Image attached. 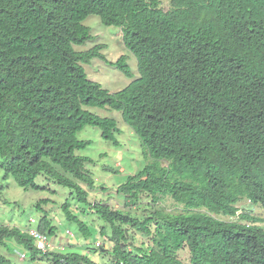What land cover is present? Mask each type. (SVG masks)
<instances>
[{"label": "trees", "instance_id": "obj_1", "mask_svg": "<svg viewBox=\"0 0 264 264\" xmlns=\"http://www.w3.org/2000/svg\"><path fill=\"white\" fill-rule=\"evenodd\" d=\"M89 15L118 27L136 59L137 76L119 90L85 72L93 58L108 62L103 43L74 48L92 38ZM109 63L131 77L124 55ZM90 107L118 112L148 159L116 186L121 207L89 199L91 159L76 153L89 140L77 133L96 126L117 144L121 132ZM0 166L22 188H39V174L67 188L65 220L102 237L103 264H264V216L238 206L264 212V0H168L167 9L161 0H0ZM36 227L55 232L46 211ZM6 240L47 264H101L41 251L25 230L0 225L8 252ZM0 264H13L1 250Z\"/></svg>", "mask_w": 264, "mask_h": 264}, {"label": "rangeland", "instance_id": "obj_2", "mask_svg": "<svg viewBox=\"0 0 264 264\" xmlns=\"http://www.w3.org/2000/svg\"><path fill=\"white\" fill-rule=\"evenodd\" d=\"M161 6L167 9L168 0H161ZM83 24L89 27L92 38L81 45H75L74 48L83 50L95 43H103L104 48L101 52L108 61L93 58L90 62L83 64L87 77L98 82L108 91L121 89L133 77L137 76V66L135 57L122 43L119 28L114 25L102 24L96 15L87 16ZM120 55L126 57L131 77L124 75L114 64L109 63L114 62ZM89 110L100 116L115 118L121 130L120 133L115 135L118 140L117 144L103 139L96 126L87 125L77 133L78 138L89 140L85 148L76 151V153L91 159L85 166L95 179L93 189L86 187L89 190V199H99L114 207H121L123 196L116 193V186L123 182L128 174L141 168L148 162V159L145 156L143 146L139 144L138 138L120 119L118 112L107 107H90ZM3 174V168L0 166V225L16 226L21 230H26L29 226H34V224L29 223L30 218L38 221L42 211H46L55 229L54 234L48 235L49 247L47 250L57 252L75 251L86 254L101 264L106 262L111 254L107 253L106 255L107 251L104 252L100 248H94L96 238L102 242V237L94 232L88 237H84L77 233L76 226L73 223L65 220L60 204L69 196L67 188L47 180L43 174H39L34 180L40 186L39 188H22L16 185L11 176L4 177ZM100 186L104 188H100ZM39 199L46 200L39 203L41 210L35 208V202ZM162 204L167 209H173L176 205L168 196L162 199ZM73 205L78 207L76 210L80 208L78 203ZM238 206L249 211L252 215L264 216V212L258 206L251 205L247 200L240 201ZM142 208V205H137L132 210L140 214ZM93 222L99 224V220L96 218ZM66 230H70L72 234L68 235ZM134 238L135 242L144 240L140 233H136ZM6 244L10 250L7 252L5 247H0V250L13 264H47L44 258L39 257V253L35 259H30L29 252L22 246L10 240H6ZM110 244L112 243L106 241L105 248L110 250ZM21 253L24 255L23 258L19 256ZM178 256L186 262L188 251L186 249L180 250Z\"/></svg>", "mask_w": 264, "mask_h": 264}, {"label": "built area", "instance_id": "obj_3", "mask_svg": "<svg viewBox=\"0 0 264 264\" xmlns=\"http://www.w3.org/2000/svg\"><path fill=\"white\" fill-rule=\"evenodd\" d=\"M29 223L31 224H34V226H29L25 231L28 233V235L31 236V238L33 239V242H34V245L37 249L41 250V251H46L47 248L49 247V244L47 242L48 240V235L44 232H41L37 229L36 227V223L37 221L34 219V218H30L29 219ZM29 224V225H30ZM66 233L68 235H71V231L70 230H66ZM98 239V238H97ZM94 242V245L96 247H100L102 244V242H100L99 240H97ZM19 256L21 258L24 257V255L21 253L19 254Z\"/></svg>", "mask_w": 264, "mask_h": 264}]
</instances>
